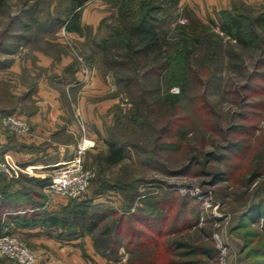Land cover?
Listing matches in <instances>:
<instances>
[{
  "label": "rangeland",
  "instance_id": "1",
  "mask_svg": "<svg viewBox=\"0 0 264 264\" xmlns=\"http://www.w3.org/2000/svg\"><path fill=\"white\" fill-rule=\"evenodd\" d=\"M94 1L99 2L95 4L99 7L94 9L97 12L92 14L88 22H82V8L74 10L79 17L73 24L67 19L65 10L69 0H0V159L7 153L11 155L7 148L23 152L24 139L31 134V124L27 119L22 118L29 124L30 132L21 137L13 128L4 124V118L11 114L20 116L18 110L26 105L38 111L43 97L38 95L39 83L46 79L49 86L58 93L65 111L72 113L78 129L70 134L58 132L52 135V140L75 145L73 155L83 139L94 142V146L83 154L84 167L90 173L86 200L110 207L119 215L127 217L136 207L147 209L144 204L146 200L162 201L161 205L163 203L165 206L168 205L165 202H170L178 210L190 198L191 203H188L186 210L184 206L180 214L191 217L193 209L201 214L198 227H205L210 234L202 239L213 241L218 251V264H250L246 255L248 249L244 248V233L234 231L233 228L241 215L260 203L264 205V100H259V108L254 110V99L247 98L248 86L254 83L252 72L259 51L247 50L235 41H229L218 25L210 23L203 34L201 28L195 27L197 25L190 21L181 24V19L187 15L180 13L179 5L168 4L165 0ZM147 2H164L165 10L158 12V32L165 37L164 49L170 57L173 60L180 59L178 65L173 64L175 79L185 73L183 56H178V48L175 46L180 42L178 30L185 29L190 32V38L192 35L202 39V44H190L193 50L191 63L200 80L193 78L189 81L190 85L180 99V125L175 126L170 134H162L167 119L162 112L166 111L167 105L161 103L156 107L157 114L154 113L156 111L152 112L154 99L150 95L147 96L150 102L147 104V110L150 108L147 111L149 116L145 118L143 114L136 119L138 122L133 121V116L139 114L137 109H141L138 106L141 96L139 88L130 89L124 87L122 81L118 82L116 75L124 68L113 66L107 61L106 51L100 45L114 28H121L127 18L137 20L141 4ZM102 4L107 6L103 7ZM246 7L249 6L241 7L245 11L243 13H247ZM33 9L37 10L35 19L31 14ZM216 17L203 15L201 19L209 22L212 18L218 23ZM72 24L73 28L79 25L81 31L69 30ZM192 25H195L194 31L191 30ZM212 32L222 37V42L215 49L211 43L214 40ZM111 51V54L118 52L116 48ZM37 52L51 58L50 66H35L34 61L39 59ZM19 58H29L34 67L27 69L23 66L20 73L15 72L10 65ZM66 58L70 64L64 66L61 62ZM147 69L141 66L138 69L141 85L151 83L150 87L154 88L160 83L161 95L166 92L179 94L178 85L167 84L166 70L153 73ZM99 77L101 82L98 86L96 81ZM24 87L29 91L24 93ZM86 91L92 92L88 96L95 95L97 99L115 97L116 101L103 117V129H98L93 120L88 121L79 106L78 99ZM239 124L245 125L243 131L232 130L233 126ZM180 126L185 131L183 135L176 134ZM108 142L124 147V160L117 164L106 163ZM4 143L8 146L4 147ZM233 144L244 148L234 149ZM47 147L42 145L38 148ZM208 153L210 156H207ZM256 156L262 158L260 166L254 158ZM39 166L31 169L32 173L20 172L17 178L0 175L15 181L16 189L23 184L17 180L23 175L50 177L51 180L54 167ZM253 171H258L261 176L245 190L241 185L245 178L238 177L240 173L245 176ZM218 172L223 173L224 177L212 185ZM95 192H99L98 196L91 197ZM45 194L48 195V203L50 200L62 204L69 201L47 192ZM131 200L133 206L127 208ZM156 208L159 209L157 205ZM187 211L189 214L185 213ZM135 225L138 228V223ZM255 229L264 233L262 219ZM125 233V230L119 236L112 233L108 238L95 234L94 240L89 236L92 248L89 247L90 252L86 255L82 249L84 264H136L140 249H135L134 244H128ZM19 238L29 250L38 255V264H46L34 248L29 234L22 233ZM98 240L96 251L93 241ZM254 243L250 246L259 245ZM153 256L163 264L166 263L161 260L165 256L153 251H149L144 258ZM5 263L19 264L6 256H0V264Z\"/></svg>",
  "mask_w": 264,
  "mask_h": 264
},
{
  "label": "trees",
  "instance_id": "2",
  "mask_svg": "<svg viewBox=\"0 0 264 264\" xmlns=\"http://www.w3.org/2000/svg\"><path fill=\"white\" fill-rule=\"evenodd\" d=\"M90 0H69L67 7V19L70 23H75L78 20L79 14L74 13V10H81L86 3ZM168 4L178 5L177 0H165ZM246 7L247 13H243V8ZM259 10H253L252 8ZM35 9V8H34ZM33 9L32 18L35 19V11ZM141 13L137 20L127 18L121 28H114L108 38L100 44L105 49V58L113 66L124 68L118 72L116 78L123 82V86L127 88H139L140 95L137 109L139 114L134 115L133 121L139 119V116L145 114V118L149 116L147 111V104H150L147 96H151L153 101L152 112L157 114V105L165 104L167 109L162 112L167 117L165 127L162 134L172 133L175 126L180 125L178 111L180 109V99L185 95L189 81L200 80L195 67L191 63V54L193 52L190 44H202L201 37L192 36L190 32L185 29H179L180 42L175 44L178 56H183L185 73L179 75L178 79L174 76L172 69L173 64L179 63L178 58L173 60L164 49L165 37L158 32L159 11L165 10L164 2L143 3L141 4ZM242 9V11H241ZM180 13L187 15L185 19L191 22V30L198 27L201 32L205 34L209 24L218 25L224 36L229 38V41H235L237 45L247 50H258L259 57L256 60L252 74L254 75V83L248 86L247 98H253V109L259 108L258 101L264 100V4L260 6H253L245 2H236L232 7L219 11L216 15L219 20L210 18L209 22L197 17L189 10H180ZM185 13V14H184ZM70 14V16H68ZM72 14V15H71ZM60 18V17H59ZM62 19V18H61ZM63 20V19H62ZM73 23V24H74ZM181 24L186 22H180ZM207 23V24H206ZM73 24L69 26V30L81 31L78 25L73 28ZM202 34V35H203ZM214 38L212 48L215 49L217 45L222 42V37L218 33H211ZM181 43V45H180ZM170 47L172 45H169ZM112 48H116L118 52L112 53ZM209 50V48H208ZM112 57H110V55ZM179 57V58H180ZM178 61V62H177ZM147 67L148 72L165 71L167 73L168 85H178L180 89L179 94L171 95L166 92L161 95L160 83L157 86L150 87L151 83H143L138 81V69ZM251 74V75H252ZM192 76V77H191ZM252 79V78H251ZM259 80V81H256ZM176 81V82H174ZM150 88H149V87ZM153 88V89H152ZM258 96V97H257ZM132 118L131 115L128 116ZM138 122V121H136ZM245 125H235L232 130L243 131ZM170 132V133H169ZM182 126L176 130V134H184ZM234 149L244 148L239 144H233ZM228 150V147H226ZM233 149V148H232ZM207 156H210L209 153ZM126 151L113 142H108V154L105 157L107 164H117L124 160ZM264 157V155H263ZM260 166L259 161L262 159L260 156L254 157ZM259 168V167H257ZM261 173L253 171L250 175L243 176L240 173L238 178L245 180L241 185L245 190L260 178ZM224 177L223 173H216V176L211 183L214 185L221 181ZM239 179V180H240ZM21 184L19 189H16L15 181L8 180L5 176L0 175V232L15 233L17 231H30L38 229L49 236H54L64 242L84 239L86 236L97 235L98 237H107L114 233L119 236L123 230L126 231L128 236V244L133 245L135 249H140V256L136 260V264H163L154 256L144 258L148 252L165 256V264H209L214 262L218 264V251L213 241H203L202 238L209 237V233L205 227H198L200 221V213L194 209L189 215L180 214L192 199L188 198L184 206L178 210L164 205L161 202L150 199L145 201L147 209L136 207L135 211L127 217L119 215L116 210L95 204L91 200L75 201L69 200L68 203L62 205L58 209L48 208V195H46L44 187L50 182V177H20L17 179ZM45 192V193H44ZM99 192H95L91 197L98 196ZM156 205L159 209L156 208ZM164 205V206H163ZM132 200L127 208H132ZM154 207V208H153ZM173 208V209H172ZM189 214V212H185ZM172 214V217H171ZM262 219L264 223V205L260 203L251 211H248L240 216V220L233 228L234 231L238 230L244 233L245 237V250L248 249L246 255L250 260V264H264V233L255 229L258 221ZM135 223H138V228ZM7 228L6 230H4ZM99 239V238H98ZM94 240V238H93ZM114 242V241H113ZM255 242L256 246H250ZM97 243V245H96ZM254 243V244H255ZM96 250L99 247V240L93 241ZM97 246V247H96ZM83 254L86 255L84 242L81 245ZM97 251V250H96ZM6 264V263H5Z\"/></svg>",
  "mask_w": 264,
  "mask_h": 264
},
{
  "label": "crops",
  "instance_id": "3",
  "mask_svg": "<svg viewBox=\"0 0 264 264\" xmlns=\"http://www.w3.org/2000/svg\"><path fill=\"white\" fill-rule=\"evenodd\" d=\"M180 9H185L193 12L197 17L201 18L203 15H208L214 18L215 15L223 10L232 7L236 2H245L253 6H260L264 4V0H177ZM98 1L90 0L86 3L82 10V22H88V19L95 14V8L99 7L95 5ZM99 3V2H98ZM97 3V4H98ZM104 5V4H102ZM101 8L106 7L104 5ZM38 60L34 61L35 66H50L52 60L50 57L41 53H36ZM64 66L70 64L69 59H65L61 62ZM32 69L33 62L28 59L19 58L12 62L10 67L17 73H20L22 68ZM98 79V78H97ZM101 77L96 81V85H100ZM49 81L46 79L40 80L38 94L42 100L39 103L38 111L29 108L27 105L22 110L19 109L17 114L21 118L27 119L31 124V134L24 139V145H22L23 152L10 151L14 160L18 161L21 165H32L35 168L40 167H55L59 163L70 159L73 156L75 145H66L62 142L52 140V135H57L58 132L63 133H75L77 129L72 113L65 111L62 103L59 100L56 90L51 88ZM24 93L28 92L27 87L22 88ZM88 92L82 93L78 99L79 106L83 111L84 117L88 120L96 122L98 129L104 128L103 117L107 115V111L114 104L115 97L97 99V96H88ZM15 115V114H14ZM100 125V126H99ZM102 129L100 130L102 132ZM46 142L48 144H46ZM4 147L8 146L7 143L2 144ZM42 145H48L47 148L40 149ZM68 147V149H66ZM19 148V147H18ZM37 148V150H36ZM40 149V150H39ZM38 152V153H37ZM47 165V166H46ZM50 200L47 204L49 209H58L66 203H56L55 200ZM29 234L31 236L32 243L35 245L36 251L42 255V259L46 264H84V258L82 255V243L84 241V247L86 252H90L91 247L89 242V236L84 239H78L74 241L64 242L54 236H49L46 233H40L38 229L30 231H17V235ZM38 262V261H37ZM38 264V263H36Z\"/></svg>",
  "mask_w": 264,
  "mask_h": 264
},
{
  "label": "built area",
  "instance_id": "4",
  "mask_svg": "<svg viewBox=\"0 0 264 264\" xmlns=\"http://www.w3.org/2000/svg\"><path fill=\"white\" fill-rule=\"evenodd\" d=\"M181 22H187V19H181ZM85 78L87 79V76ZM3 122L7 127L13 128L21 137L30 132L29 124L14 114L7 115ZM93 146V141L83 139L70 159L53 168L51 180L44 187L45 191L51 196H58L67 200L79 202L86 200L90 173L84 167L83 154L85 150ZM34 168L32 165L22 166L9 153L0 159V174L10 178H17L20 172L32 173L31 169ZM0 256H6L19 264H36L38 261V255L29 250L25 243L20 240L19 235L15 233L0 232Z\"/></svg>",
  "mask_w": 264,
  "mask_h": 264
}]
</instances>
